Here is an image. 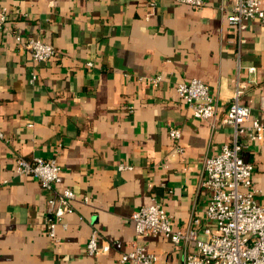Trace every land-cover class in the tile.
<instances>
[{"label": "crops", "instance_id": "1", "mask_svg": "<svg viewBox=\"0 0 264 264\" xmlns=\"http://www.w3.org/2000/svg\"><path fill=\"white\" fill-rule=\"evenodd\" d=\"M204 1L194 9L173 0L153 7L145 0H0L7 10L0 34V264H118L133 243L159 264H183L194 251L192 242L137 237L129 217L154 200L174 228L201 230L202 164L232 140L233 130L194 117L177 83L206 84L219 118L238 76L245 82L240 102L264 124V21L248 20L237 31L226 20L228 0ZM15 35L41 39L60 53L34 61ZM249 66L255 71L248 73ZM169 127L180 130L182 152ZM242 140L264 207V139ZM19 156L54 159L55 187L74 192V211L53 238L43 228L49 192L37 178L15 172ZM93 229L98 242L110 244L107 253H86Z\"/></svg>", "mask_w": 264, "mask_h": 264}, {"label": "built area", "instance_id": "2", "mask_svg": "<svg viewBox=\"0 0 264 264\" xmlns=\"http://www.w3.org/2000/svg\"><path fill=\"white\" fill-rule=\"evenodd\" d=\"M186 4L194 9L201 8L204 0H173ZM150 7L156 0H145ZM228 11L225 12L228 23L237 31L246 26L251 19L264 21V8L261 0H228ZM7 20L6 8H0V34L5 29ZM15 42L22 46L34 61H46L58 55L59 49L41 39L15 35ZM87 65H91L90 62ZM239 69V68H238ZM237 69V71H238ZM248 73L255 67L246 68ZM32 79L35 75L32 74ZM153 84L160 81V76L150 78ZM179 99L191 109L193 116L216 124H227L232 127V140L223 143L219 151L206 156L202 164L199 188L206 192L202 227L186 226L174 228L170 216L164 207L151 201L134 210L129 219L133 223L137 237L161 235L175 244L192 242L194 251L184 256L183 264H264V207L255 198L253 169L251 162L242 155L243 138L261 142L264 139V124L257 118H250V108L240 102L245 88L244 80L236 78L233 97L226 105L223 114L218 118V104L210 94L208 86L199 79L179 82L175 85ZM264 110V95L259 99ZM168 135L174 142L177 152H182L178 144L180 130L169 127ZM1 136V133H0ZM119 169L129 168L122 164ZM15 172L38 179L42 188L49 192L44 210L43 228L49 237H55L57 225L66 227L63 217L74 211V192L70 188H57L55 182L59 166L54 159L39 157L27 160L15 158ZM87 198H83L85 202ZM198 223L197 218H192ZM110 244L98 242L97 231L93 229L86 241L85 251L96 256L109 251ZM118 264H159L156 255L144 246L133 243L130 250L120 254Z\"/></svg>", "mask_w": 264, "mask_h": 264}]
</instances>
